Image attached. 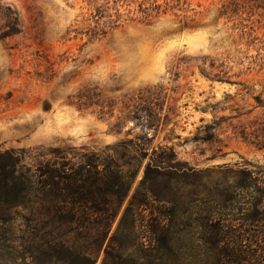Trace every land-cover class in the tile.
Here are the masks:
<instances>
[{
    "label": "rangeland",
    "instance_id": "obj_1",
    "mask_svg": "<svg viewBox=\"0 0 264 264\" xmlns=\"http://www.w3.org/2000/svg\"><path fill=\"white\" fill-rule=\"evenodd\" d=\"M5 152L108 170L118 264H205L209 227L264 205V0H0ZM23 224L0 223V264H33Z\"/></svg>",
    "mask_w": 264,
    "mask_h": 264
},
{
    "label": "trees",
    "instance_id": "obj_2",
    "mask_svg": "<svg viewBox=\"0 0 264 264\" xmlns=\"http://www.w3.org/2000/svg\"><path fill=\"white\" fill-rule=\"evenodd\" d=\"M109 175L95 162L67 172L49 164L30 168L12 153L0 154V223L24 222L26 229L20 231V239L27 243L33 264H43L45 260L92 264L106 239L109 244L103 252L105 258L118 264L123 249L117 240L119 229L113 233L112 229L124 192L121 185L117 191L107 185ZM256 194L264 200V188ZM257 202L255 207L261 204L260 200ZM99 221L103 225L100 234L96 230ZM246 221L251 222V231L221 225L209 227L205 243L215 254L205 264H264V205ZM136 227L133 218L129 234H134ZM157 242L159 247L164 244L161 236ZM167 259L158 257L155 264H168ZM180 262L178 258L171 260V264Z\"/></svg>",
    "mask_w": 264,
    "mask_h": 264
}]
</instances>
